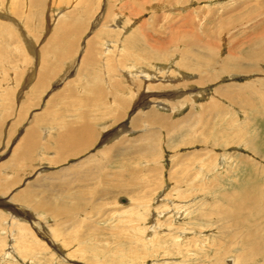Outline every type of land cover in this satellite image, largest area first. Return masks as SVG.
<instances>
[{"label": "rangeland", "instance_id": "rangeland-1", "mask_svg": "<svg viewBox=\"0 0 264 264\" xmlns=\"http://www.w3.org/2000/svg\"><path fill=\"white\" fill-rule=\"evenodd\" d=\"M0 125V264H264V0H0Z\"/></svg>", "mask_w": 264, "mask_h": 264}, {"label": "bare ground", "instance_id": "bare-ground-1", "mask_svg": "<svg viewBox=\"0 0 264 264\" xmlns=\"http://www.w3.org/2000/svg\"><path fill=\"white\" fill-rule=\"evenodd\" d=\"M62 34H63V32H62ZM76 35V34H75ZM68 37V36H67ZM63 38H65V36L63 37ZM89 44V43H88ZM93 45V44H92ZM60 46V45H59ZM62 47V46H61ZM108 48V47H107ZM92 49V48H91ZM263 49V48H262ZM88 52V51H87ZM89 52H91L90 50H89ZM60 54V53H59ZM42 56V55H41ZM92 56V55H91ZM64 57V56H63ZM87 59V58H86ZM85 59V60H86ZM43 60H45V59H43ZM91 61V60H90ZM46 62L47 61H43V67H44V70L41 72V73H39V77H40V81H38L39 79H37V82H35V83H33L34 84V88H32L33 90L32 91H30V94H29V99L28 100H30V99H33V94L35 95L36 93H37V90L39 89V87H40V85H42V83H43V79L44 78H47V77H49L50 76V74L48 73V72H46V70H45V68H48L49 67V64H48V66H46L45 67V64H46ZM54 62V61H53ZM88 61L86 60L84 63H87ZM48 63V62H47ZM195 64H199V61H197ZM86 65V64H85ZM87 66H89V65H87ZM249 69V71H252V70H255V68H248ZM245 71L247 72V69H245ZM40 82V83H39ZM43 87V86H42ZM43 89V88H42ZM14 93V92H13ZM253 93H255L254 91H253ZM51 96V95H50ZM114 96H117V94H114ZM78 97V96H77ZM259 97H260V95H259ZM115 98H117V97H115ZM254 98V97H253ZM49 99V98H48ZM51 99V98H50ZM257 99V98H256ZM242 101V103H243V105L247 108V107H250V106H252V105H254L255 104V100H250V98L249 99H242L241 100ZM33 102V101H32ZM48 103V102H47ZM125 103V104H124ZM123 103V105H126V103H127V101H125ZM180 104H182L181 102H180ZM179 106V105H178ZM253 107H256V106H253ZM45 109V108H44ZM48 109V108H47ZM53 110V109H52ZM176 110V109H175ZM47 112V114H48V112H49V110L48 111H46ZM80 113V112H79ZM115 113V112H114ZM83 114V113H82ZM90 114V113H89ZM119 114H121V113H119ZM151 114H154L155 115V113H153V112H151ZM109 115V114H108ZM117 115V114H116ZM119 116V115H118ZM53 117V116H52ZM58 117V116H57ZM158 117V116H157ZM170 117V116H169ZM55 118V117H54ZM82 118H83V116H82ZM148 118V117H147ZM34 119H35V117H34ZM50 119V118H49ZM56 119V118H55ZM86 119V118H85ZM114 119V118H113ZM112 119V120H113ZM116 119V118H115ZM169 120V119H168ZM165 117H162V121H163V123H164V125H165V123H166V121H168ZM83 121H84V119H83ZM139 121V117H135L134 119H133V122H132V124L133 125H136V123ZM54 122V121H53ZM113 122V121H112ZM115 122H117V121H115ZM169 122V121H168ZM91 123V122H90ZM33 124V123H32ZM37 124H39V122L37 123ZM61 124V123H60ZM59 124V125H60ZM139 124V123H138ZM137 124V125H138ZM34 125V124H33ZM40 125V124H39ZM1 126V125H0ZM36 127H38L37 125H35ZM57 126V125H56ZM62 126H64V125H62ZM69 126H71V125H69ZM36 127H34V126H30L28 129H27V131H26V133L24 134V136L22 137V142H20V144L18 145V150H19V152L18 153H16L17 155H15L16 157H19V159L20 158H23V160H25L26 162H28V166L30 167V165L32 164V162H35V155H36V145L37 144H39L40 143V140H39V128L37 129ZM58 127V126H57ZM60 127V126H59ZM67 127V126H66ZM136 127V126H135ZM58 129V128H57ZM64 129V128H63ZM1 130V129H0ZM60 130V129H59ZM58 130V131H59ZM49 131V130H48ZM45 132V131H44ZM52 132V131H51ZM55 132V131H54ZM119 133H120V131H118ZM47 133H50V132H47ZM60 134H62V133H60ZM114 133H112V135H113ZM148 135V134H147ZM150 135H152L151 133H150ZM143 136V135H142ZM149 136V135H148ZM154 136V135H153ZM61 139L58 137H56L57 139H56V142L54 143V145L57 147V149H59V154H58V156H60V158H62V156H63V158H66V156L67 157H71L72 155H77L79 152H81V151H84V149L86 148H88L94 141V138H95V136H94V132H93V128H92V124H86V123H82L81 125H76V126H74L73 128H72V126L71 127H68V129L66 130V132L64 133V134H62L61 136ZM146 137V136H145ZM43 138V137H42ZM41 138V139H42ZM143 138V137H142ZM47 139V138H46ZM138 139V138H137ZM140 139V138H139ZM42 140H44V139H42ZM47 140H49V139H47ZM151 140V139H150ZM147 141V140H146ZM234 141V140H233ZM45 144H47V143H45ZM225 144H226V142H225ZM39 145H41V144H39ZM142 145V144H141ZM151 145V144H150ZM54 146V147H55ZM120 147H122V144L121 145H119ZM41 147V146H40ZM45 147H46V145H45ZM48 147V146H47ZM31 149L33 152H31L30 153V151H29V153H28V151H24V150H28V149ZM123 148V147H122ZM134 149H135V147H133ZM136 148H138V147H136ZM149 149L147 150V148L146 147H144V148H140V151L142 152V153H145L146 154V152H147V154H148V152H150V150H152V149H155V147H153V145L151 146V147H148ZM151 148V149H150ZM139 149V148H138ZM23 150V151H22ZM44 150H45V148H44ZM56 150V149H55ZM21 151V152H20ZM39 151V150H38ZM61 151H63L64 153H62ZM140 151H138V152H140ZM16 152H17V150H16ZM57 152V153H58ZM38 153H40V152H37V154ZM141 153V154H142ZM14 154H15V152H14ZM43 154V153H42ZM19 155V156H18ZM59 158V157H58ZM54 160H56V158L54 159ZM17 166H19V164H16ZM85 172V174H82V179L84 178V179H88V170L87 171H84ZM29 175V174H28ZM84 175H86V176H84ZM40 185V184H39ZM97 190H100L99 188H97L96 189V191L95 192H97ZM27 191L28 190H26V192H24V193H22V194H20L19 196H17L18 198L17 199H21V200H23V198H25L26 197V199H27V196H26V193H27ZM96 194V193H95ZM83 196V195H82ZM81 198H83V197H81ZM62 204V203H61ZM72 204V203H71ZM81 204H82V202H81ZM81 204H80V201L77 203V204H72V206L71 205H69L68 203H65V204H63L62 206H61V208H59L58 210H54L55 212V214L56 215H64V213H66V212H68V211H70V210H73V209H76V208H80L81 207ZM82 208V207H81ZM238 214L240 215V213H241V209H238ZM240 217L242 218V220H243V224H242V226L243 227H247V229L250 231L251 229H252V227H253V225H252V223L250 222V220L249 219H247L246 217H243V216H241L240 215ZM249 221V222H248ZM248 244H250V243H248ZM250 246V245H249ZM245 247H247V245L245 246ZM250 248H251V250L253 249V247H251L250 246ZM244 250L245 249H243L242 251H241V253H240V255L244 252ZM261 252H263V250H260ZM247 256H248V254L247 253H244L243 254V257H242V259H245V260H247Z\"/></svg>", "mask_w": 264, "mask_h": 264}]
</instances>
